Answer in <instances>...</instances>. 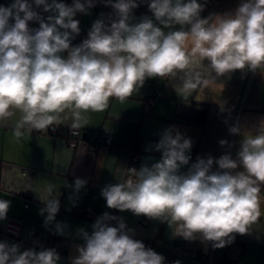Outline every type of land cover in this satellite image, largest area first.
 Listing matches in <instances>:
<instances>
[{
	"label": "clouds",
	"instance_id": "9594fccd",
	"mask_svg": "<svg viewBox=\"0 0 264 264\" xmlns=\"http://www.w3.org/2000/svg\"><path fill=\"white\" fill-rule=\"evenodd\" d=\"M143 2L152 17L133 22V10ZM94 3L13 0L10 6L0 5V121L11 117L13 109L21 113L13 130L17 139L62 123L66 110L72 112L71 127L79 129L87 123L83 114L105 111L112 98L124 103L148 78L182 73L183 90L195 89L200 74L194 63L206 61L216 77L237 70L264 72V0H242L234 12L206 18L198 0H105L115 18L97 19L87 38L73 46L81 31L75 16L87 14ZM41 7L49 13L46 18L36 11ZM31 21L39 27L30 28ZM229 131L243 137L235 159L230 153L198 157L182 172L191 159L192 141L166 129L155 144L158 161L129 169L131 178L102 189L107 207L166 222L172 229L175 225L174 236L200 238L213 248L232 243L235 234H248L260 215L264 119L248 135L238 126ZM85 183L77 178L75 190ZM43 201L41 214L47 213L45 223L50 224L59 211L52 186ZM9 207L10 201L0 199V220ZM91 227L90 233L78 229L83 244L71 264H164L162 255L133 238L123 218L104 213ZM56 230L63 235L61 224ZM59 261L55 249L21 251L18 244L0 242V264Z\"/></svg>",
	"mask_w": 264,
	"mask_h": 264
},
{
	"label": "crops",
	"instance_id": "0c3cea01",
	"mask_svg": "<svg viewBox=\"0 0 264 264\" xmlns=\"http://www.w3.org/2000/svg\"><path fill=\"white\" fill-rule=\"evenodd\" d=\"M31 3L32 0H29ZM71 5L73 0H58ZM139 2V0H138ZM204 4L202 18L211 14L234 12L242 0H198ZM13 0H0V5L10 6ZM42 17L46 18L41 8ZM114 11L106 6L105 0H95L94 7L87 14L77 13L80 34L72 45L82 42L92 24L99 18L108 22ZM135 20L144 16L152 17L147 2L139 3L133 10ZM30 28H38L36 21L29 22ZM179 26H177L178 28ZM167 31V29H165ZM66 55V53H65ZM193 69L200 74V83L195 89L183 90V74L178 73L170 80L146 79L139 91L124 103L110 99L103 112L89 111L85 115L86 125L82 132L109 130L116 152L111 146L101 144L92 151L87 142L75 148L68 144L67 131L71 127L72 112L66 110L60 115L62 123L56 124L57 132L33 130L24 132L17 139L13 130L21 113L13 109V115L0 121V199L10 201L6 219L0 220V242L18 244L21 251L35 249H55L60 256L59 264H71V258L78 253L77 246L83 244L78 229L89 233L96 219L104 213L123 218L134 239L141 241L146 248L162 255L164 264H264V186H261L260 215L251 224L250 232L235 234L232 243L223 248H213L212 242L185 240L174 236L173 229L166 222L136 216L131 211L110 209L101 191L106 185L126 181V175L134 154L139 155L138 169L145 163L158 161L161 153L155 151L163 132L172 128L192 141L193 157L186 172L197 158L209 156L218 159L230 153L236 158L242 135H233L229 129L238 126L245 135L264 119V72L237 70L230 75L216 77L207 67V62L194 63ZM160 89L162 97L154 104L148 101L152 88ZM228 141L221 146L219 141ZM217 165L213 166L215 171ZM242 170V169H238ZM79 178L86 183L78 191L74 188ZM59 200V211L52 223L46 224L47 213L43 199L48 197L49 187ZM93 211L92 218L80 214V209ZM142 217L147 222L142 221ZM15 220L22 225L19 237L5 231L7 223ZM63 226V235L58 234L56 225ZM117 226V221H110ZM196 249L203 255L197 260L177 252L176 247ZM211 257V258H210Z\"/></svg>",
	"mask_w": 264,
	"mask_h": 264
},
{
	"label": "built area",
	"instance_id": "2783aa9c",
	"mask_svg": "<svg viewBox=\"0 0 264 264\" xmlns=\"http://www.w3.org/2000/svg\"><path fill=\"white\" fill-rule=\"evenodd\" d=\"M201 3V2H200ZM88 36V33L84 34L82 41L84 39H86ZM172 78V76H165L162 78H154L152 79V82H154V80L156 79H161V80H170ZM162 91L160 89H156V88H152L150 95L148 96V101L152 104H154L155 102H157L161 97H162ZM49 132L51 133H56L57 132V126L56 125H52L49 126ZM67 140H68V144L70 147L75 148L76 146H78L80 143L83 142H87L88 147L90 148V150L95 151L97 150V148L101 145V144H106L108 146H111V151L112 152H116L117 149L112 147L113 145V140H112V136L109 132L108 129L106 128H102L98 131H91V132H82L79 129H73L72 127L69 128V130L67 131ZM188 155L190 156V158L193 157V150L191 149V151L188 153ZM140 161H139V155L134 154L131 164L129 166V169L132 168H136L138 169V165H139ZM127 172L126 175V180L131 178V173ZM80 214L86 216L87 218H92L93 216V211L91 209H86L85 211L83 209H80ZM142 221L144 223L147 222V219H145L144 217H142ZM21 230H22V225L15 221V220H11L7 223V226L5 228V231L15 237H19L21 234ZM176 250L178 253L183 254V255H188L191 256L192 258L197 259L198 257V251L196 249L194 250H188V249H184L181 246H177ZM213 254V247L211 249V256ZM211 258V257H210ZM198 260V259H197ZM210 264H211V259H210Z\"/></svg>",
	"mask_w": 264,
	"mask_h": 264
},
{
	"label": "trees",
	"instance_id": "16d2710c",
	"mask_svg": "<svg viewBox=\"0 0 264 264\" xmlns=\"http://www.w3.org/2000/svg\"><path fill=\"white\" fill-rule=\"evenodd\" d=\"M202 4H203V3H202ZM197 259H199V260L203 259V255H202L200 252H198V257H197Z\"/></svg>",
	"mask_w": 264,
	"mask_h": 264
}]
</instances>
